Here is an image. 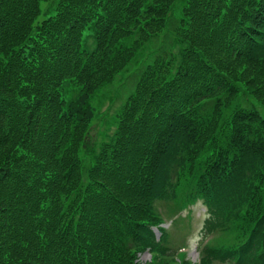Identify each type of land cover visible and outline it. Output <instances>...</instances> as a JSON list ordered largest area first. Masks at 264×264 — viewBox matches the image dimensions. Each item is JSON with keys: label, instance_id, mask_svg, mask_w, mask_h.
I'll return each instance as SVG.
<instances>
[{"label": "trees", "instance_id": "obj_1", "mask_svg": "<svg viewBox=\"0 0 264 264\" xmlns=\"http://www.w3.org/2000/svg\"><path fill=\"white\" fill-rule=\"evenodd\" d=\"M43 1L0 0V264H137L145 248L177 264L150 226L154 200L187 181L213 217L241 214L226 255L264 264V122L238 105H264V0H54L36 23ZM167 27L177 53L138 75L85 169L90 100L133 57L118 40ZM85 173L96 192L74 193Z\"/></svg>", "mask_w": 264, "mask_h": 264}, {"label": "rangeland", "instance_id": "obj_2", "mask_svg": "<svg viewBox=\"0 0 264 264\" xmlns=\"http://www.w3.org/2000/svg\"><path fill=\"white\" fill-rule=\"evenodd\" d=\"M51 0H48L47 6L50 3ZM112 84V83H110ZM108 84V85H110ZM106 85V86H108ZM108 94H105V96L98 100L93 101L92 105L96 110H99V112H94L92 114L93 120H92V127L89 131V135H91L92 140H95V142H99L101 137L105 134L106 125L104 124L106 118L105 113L108 112L109 107L111 105V102L108 100H104V98ZM104 100V101H103ZM261 110V114L264 116V109L261 107L259 108ZM113 112V110L111 111ZM109 128V127H108ZM182 216L184 217L185 227L181 228L179 230L174 231L172 228H170V233H172V237L175 240H178L181 236H184L186 244L188 245L187 249V255L189 258H191L193 261L197 259V242L200 239L201 235V227L203 225V221L206 218L205 209L202 206L201 203H197L194 206H191L190 208L184 210L182 212ZM164 227L168 228L170 226V221L166 219V224L163 225ZM157 236H159V232L155 230ZM149 260V255L146 253L140 255V261L145 262Z\"/></svg>", "mask_w": 264, "mask_h": 264}]
</instances>
